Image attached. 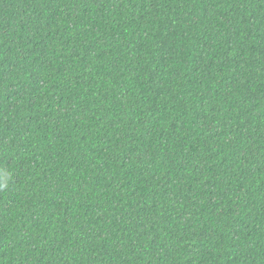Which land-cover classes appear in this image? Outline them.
Returning <instances> with one entry per match:
<instances>
[{"label": "trees", "instance_id": "obj_1", "mask_svg": "<svg viewBox=\"0 0 264 264\" xmlns=\"http://www.w3.org/2000/svg\"><path fill=\"white\" fill-rule=\"evenodd\" d=\"M0 264H264V0H0Z\"/></svg>", "mask_w": 264, "mask_h": 264}, {"label": "clouds", "instance_id": "obj_2", "mask_svg": "<svg viewBox=\"0 0 264 264\" xmlns=\"http://www.w3.org/2000/svg\"><path fill=\"white\" fill-rule=\"evenodd\" d=\"M11 174L5 168H0V190H3L9 186Z\"/></svg>", "mask_w": 264, "mask_h": 264}]
</instances>
